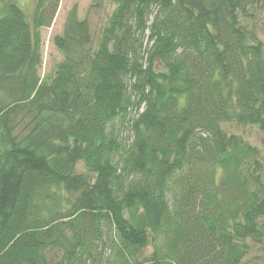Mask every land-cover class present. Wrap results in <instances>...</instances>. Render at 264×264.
Wrapping results in <instances>:
<instances>
[{
	"label": "trees",
	"instance_id": "1",
	"mask_svg": "<svg viewBox=\"0 0 264 264\" xmlns=\"http://www.w3.org/2000/svg\"><path fill=\"white\" fill-rule=\"evenodd\" d=\"M112 1L44 79L57 0H0V264H264L261 149L223 127L264 129V0Z\"/></svg>",
	"mask_w": 264,
	"mask_h": 264
},
{
	"label": "rangeland",
	"instance_id": "2",
	"mask_svg": "<svg viewBox=\"0 0 264 264\" xmlns=\"http://www.w3.org/2000/svg\"><path fill=\"white\" fill-rule=\"evenodd\" d=\"M22 6L26 16L32 22L33 12L35 10L37 0H14ZM76 7V14L79 19H87L89 29L92 34L93 46L101 35V30L106 24L107 19L113 10L115 4L112 0H57L54 14L50 17V23L39 28L40 33V51L42 62L39 68V73L44 79L47 76H53L56 68L61 61L63 55L60 50L53 43V36L60 34L63 30V25L67 12ZM256 34L262 41L264 46V12L257 15L255 18ZM247 23L251 22L246 19ZM134 111H130L127 115L128 119H118L116 122V131L121 139H130L129 120L134 115ZM224 129L228 132L239 133L245 139L261 149V158L264 162V129L259 125L239 126L235 123H224ZM86 169L82 163L77 164V171L83 172ZM151 247L148 246L143 251V255H149ZM250 257V256H249ZM141 259V258H140ZM142 264V263H141ZM149 264V263H143Z\"/></svg>",
	"mask_w": 264,
	"mask_h": 264
}]
</instances>
